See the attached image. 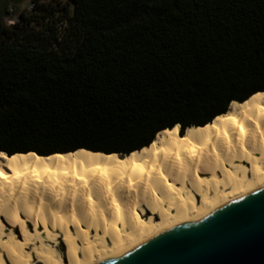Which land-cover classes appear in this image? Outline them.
Returning <instances> with one entry per match:
<instances>
[{
	"label": "trees",
	"instance_id": "trees-1",
	"mask_svg": "<svg viewBox=\"0 0 264 264\" xmlns=\"http://www.w3.org/2000/svg\"><path fill=\"white\" fill-rule=\"evenodd\" d=\"M0 21V151L129 154L264 92V0H35Z\"/></svg>",
	"mask_w": 264,
	"mask_h": 264
},
{
	"label": "bare ground",
	"instance_id": "bare-ground-1",
	"mask_svg": "<svg viewBox=\"0 0 264 264\" xmlns=\"http://www.w3.org/2000/svg\"><path fill=\"white\" fill-rule=\"evenodd\" d=\"M0 153V264H100L264 188V92L129 154Z\"/></svg>",
	"mask_w": 264,
	"mask_h": 264
},
{
	"label": "water",
	"instance_id": "water-1",
	"mask_svg": "<svg viewBox=\"0 0 264 264\" xmlns=\"http://www.w3.org/2000/svg\"><path fill=\"white\" fill-rule=\"evenodd\" d=\"M100 264H264V188Z\"/></svg>",
	"mask_w": 264,
	"mask_h": 264
},
{
	"label": "built area",
	"instance_id": "built-area-1",
	"mask_svg": "<svg viewBox=\"0 0 264 264\" xmlns=\"http://www.w3.org/2000/svg\"><path fill=\"white\" fill-rule=\"evenodd\" d=\"M35 2V0H21L16 9L8 8L7 16L2 18L3 23L9 26L17 21L21 13L24 15L31 14L35 8Z\"/></svg>",
	"mask_w": 264,
	"mask_h": 264
},
{
	"label": "rangeland",
	"instance_id": "rangeland-1",
	"mask_svg": "<svg viewBox=\"0 0 264 264\" xmlns=\"http://www.w3.org/2000/svg\"><path fill=\"white\" fill-rule=\"evenodd\" d=\"M20 1L21 0H0V19L7 16L8 8L16 9ZM58 1H64V0H58Z\"/></svg>",
	"mask_w": 264,
	"mask_h": 264
},
{
	"label": "snow or ice",
	"instance_id": "snow-or-ice-1",
	"mask_svg": "<svg viewBox=\"0 0 264 264\" xmlns=\"http://www.w3.org/2000/svg\"><path fill=\"white\" fill-rule=\"evenodd\" d=\"M4 154L3 153H0V156H3Z\"/></svg>",
	"mask_w": 264,
	"mask_h": 264
},
{
	"label": "crops",
	"instance_id": "crops-1",
	"mask_svg": "<svg viewBox=\"0 0 264 264\" xmlns=\"http://www.w3.org/2000/svg\"><path fill=\"white\" fill-rule=\"evenodd\" d=\"M2 20V18L0 19V21Z\"/></svg>",
	"mask_w": 264,
	"mask_h": 264
}]
</instances>
